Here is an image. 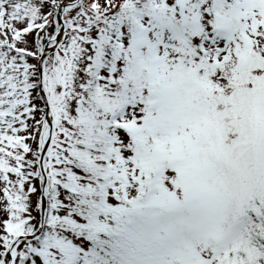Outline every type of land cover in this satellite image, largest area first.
<instances>
[{"label":"snow or ice","instance_id":"snow-or-ice-1","mask_svg":"<svg viewBox=\"0 0 264 264\" xmlns=\"http://www.w3.org/2000/svg\"><path fill=\"white\" fill-rule=\"evenodd\" d=\"M0 264H264V0H0Z\"/></svg>","mask_w":264,"mask_h":264}]
</instances>
